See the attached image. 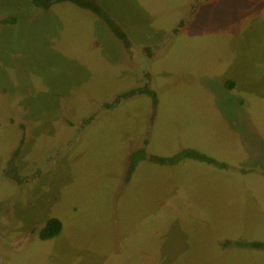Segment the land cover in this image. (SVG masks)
<instances>
[{
	"label": "rangeland",
	"instance_id": "rangeland-1",
	"mask_svg": "<svg viewBox=\"0 0 264 264\" xmlns=\"http://www.w3.org/2000/svg\"><path fill=\"white\" fill-rule=\"evenodd\" d=\"M92 1L0 0V264H264V0Z\"/></svg>",
	"mask_w": 264,
	"mask_h": 264
},
{
	"label": "trees",
	"instance_id": "trees-1",
	"mask_svg": "<svg viewBox=\"0 0 264 264\" xmlns=\"http://www.w3.org/2000/svg\"><path fill=\"white\" fill-rule=\"evenodd\" d=\"M51 1L53 0H30V2L37 7L46 6ZM69 1L73 2L75 5H77L80 8H85V9H89L93 11L99 18H101L105 22V24L109 27V29L116 36L118 37L121 36V32L118 29V27L112 22V20L108 17V15L95 2H93L92 0H69ZM224 85L229 88L231 87L232 82L230 80L225 81ZM137 93H143V94L145 93L152 99L153 102L155 100V93L152 90H148L144 87H135V88L128 89L120 94V98H126L128 96H132ZM182 156H184L185 158L197 159V160L204 161V162L211 163V164L214 163L216 164V166L221 165L217 162L215 163L211 157L201 152H198L194 149H189V148L182 149L170 156H163V157L149 156V159L159 162V163H175ZM143 157H147V156L143 153L142 150H136L130 153L127 173L131 171V169L133 168L135 163L138 161V159L143 158ZM60 228H61L60 220L56 217H49L45 220L44 225L39 232V236L41 238L52 237L59 232ZM239 243L245 244L251 247L261 246V243L256 242V241H247L246 243L245 242H239Z\"/></svg>",
	"mask_w": 264,
	"mask_h": 264
},
{
	"label": "flooded vegetation",
	"instance_id": "flooded-vegetation-1",
	"mask_svg": "<svg viewBox=\"0 0 264 264\" xmlns=\"http://www.w3.org/2000/svg\"><path fill=\"white\" fill-rule=\"evenodd\" d=\"M192 1H196V4H198V0H192ZM50 4H47L45 7L48 8ZM35 6V5H34ZM191 6V4H190ZM37 7V6H35ZM192 7V6H191ZM85 9V8H83ZM88 11H90L92 14L96 15L93 11L89 10V9H86ZM97 16V15H96ZM98 17V16H97ZM187 17H183L182 19H180L174 26V29H177L179 26H181V24L185 21ZM113 22V21H112ZM114 23V22H113ZM115 24V23H114ZM108 27V26H107ZM109 28V27H108ZM113 33V32H112ZM114 34V33H113ZM124 40V39H122ZM152 47H142L141 48V52L138 51V49H135L133 47H131L130 45L128 46V44H126V42H123V47H122V50H123V54L125 56V58H129V59H133V60H138V61H142V62H147V59L150 58L151 56H153L158 50H153V53H148V51L151 49ZM149 85V83H147ZM117 102V100H115ZM15 154V153H14ZM13 154V151H12V154H11V158L12 156H14ZM7 163V164H6ZM4 163V169L2 168L1 170V180H4V179H7L8 177L9 178H12V179H15L16 182H20L24 179H27V177H19V176H16V173L14 172V167L12 165V162H11V159L8 160V162ZM37 172H34L33 174H36ZM8 178V179H9ZM31 179V178H30ZM50 217H54V216H50ZM46 219L49 218V217H45ZM45 219V220H46ZM45 220H39L37 218L36 221H33L31 226L27 229V231L25 232L24 235L26 236H38L40 239H47V238H41L39 236V232L40 230L42 229L43 225H44V222ZM50 238V237H49ZM11 243V242H10ZM228 243V242H227ZM262 246V244H261ZM260 247V246H259Z\"/></svg>",
	"mask_w": 264,
	"mask_h": 264
},
{
	"label": "water",
	"instance_id": "water-1",
	"mask_svg": "<svg viewBox=\"0 0 264 264\" xmlns=\"http://www.w3.org/2000/svg\"><path fill=\"white\" fill-rule=\"evenodd\" d=\"M260 248H261L262 250H264V244H262V246H260Z\"/></svg>",
	"mask_w": 264,
	"mask_h": 264
}]
</instances>
